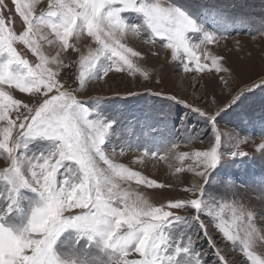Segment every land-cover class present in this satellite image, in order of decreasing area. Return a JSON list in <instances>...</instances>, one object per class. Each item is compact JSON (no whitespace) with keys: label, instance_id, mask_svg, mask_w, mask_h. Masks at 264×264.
Segmentation results:
<instances>
[{"label":"snow or ice","instance_id":"6c2138e0","mask_svg":"<svg viewBox=\"0 0 264 264\" xmlns=\"http://www.w3.org/2000/svg\"><path fill=\"white\" fill-rule=\"evenodd\" d=\"M125 13H134L137 22H128ZM209 16L213 30L206 27ZM247 26L245 17L219 8L201 13L177 0H0V160L7 164L0 171V264H229L234 252L247 264H264V254L254 250L257 229L249 207L234 202L225 216L224 205L217 211L216 197L206 194L210 173L223 158L218 117L245 91L264 89V73L224 107L217 105L215 114L168 97L188 110L185 117L173 120L171 106L149 109L144 128L155 134L143 144L125 140L118 117L98 102L77 98L116 74L149 80L147 58L161 55L154 48L169 50L177 70L193 78L213 70L231 77L224 57L208 46ZM256 32L264 36V17ZM82 38L95 45L86 54ZM130 38H143L148 52L130 47ZM46 45L56 49L54 56ZM220 79L227 87L228 79ZM190 114L204 127L189 130ZM113 137L121 143L110 156ZM206 138L205 150L177 151ZM117 147L119 155L142 152L135 163L145 157L178 161L175 173H191L190 186L181 188L185 195H166L156 204L132 191L133 182L148 189L175 186L116 163ZM256 151L264 158V142ZM231 188L225 180L221 198L234 196ZM257 194L264 209V181Z\"/></svg>","mask_w":264,"mask_h":264},{"label":"rangeland","instance_id":"374dc122","mask_svg":"<svg viewBox=\"0 0 264 264\" xmlns=\"http://www.w3.org/2000/svg\"><path fill=\"white\" fill-rule=\"evenodd\" d=\"M177 3L193 10L198 7L201 13H210L219 8L226 14L247 18L250 26L234 27L230 30L231 35L228 39L208 46L214 54L224 57L221 63L231 70V77H227L224 73L218 75L213 70L197 73L193 78L191 73L177 70L176 62H171L169 50L154 48L152 50L159 51L161 55L147 58L146 66L151 72L149 80L130 77L127 74H116L108 79L107 83L98 81L77 94V98L87 105L94 106L98 102L107 115L115 114L120 120L119 128L122 136L134 145L143 144L149 135L155 134L144 128L145 120L152 115L149 109L168 111L171 106L173 120L176 117L180 119L185 117L188 110L168 97L176 96L178 100L187 101L206 110L209 114H215L217 105L224 107L231 96L259 82L261 73H264V36L256 32L258 22L264 17V0H177ZM9 6H11L10 3ZM124 16L128 22H137L138 18L134 13H125ZM16 20L19 24V17H16ZM206 27L213 30L210 16ZM128 44L141 53H147L150 48L149 45H143V38H130ZM89 46L95 47L87 38H82L79 44L81 51L86 54ZM44 50L49 56H54L56 53L55 48L47 45ZM28 55L29 58L34 59L30 53ZM72 58L78 59L77 54L74 53ZM77 68L78 65L74 64L71 71L75 72ZM221 76L228 79L227 87L220 79ZM197 85L200 86L196 87ZM157 93H162V95H157ZM188 120L190 121L189 130L193 126L197 129L204 127L203 121L198 122L194 115L190 114ZM218 121V129L223 141L220 148L223 158L217 169L210 173L206 194L209 197H216L212 203L217 211L220 210L218 205H224L223 214L225 216H230L228 206L234 202H240L249 207V210L253 212L257 229L254 250L258 254H264V216L260 215L264 209L260 207V198L257 194L260 182L264 181V158L256 151L257 146L264 142L261 140V136H264V89L245 91L241 100L227 112L222 113ZM168 126L171 127V123ZM230 136L231 139H229ZM245 137H247L246 142H244ZM120 143L119 139L112 138L108 144L110 156L112 148ZM207 147L209 144L206 138L203 144L193 140L188 146L182 145L177 151L205 150ZM231 152H247L248 155L246 157L232 156L229 154ZM141 155L142 152L135 150L119 155L117 147L115 162L124 164L150 179L172 184L175 187L172 190L148 189L142 185L137 186L133 182L132 191L143 193L156 204H159L166 195H185L181 188L190 186L186 181H190L191 173H175V167L179 166L178 161L145 157L143 163H135L134 161ZM184 163L187 165L191 162L185 161ZM170 164L173 167H169ZM4 167H7V164L0 160V171ZM225 180L231 183V191L235 195L221 198L225 190ZM213 232L216 234L215 229ZM231 255L232 259L229 264L240 259H244L247 264L242 253L234 252Z\"/></svg>","mask_w":264,"mask_h":264}]
</instances>
